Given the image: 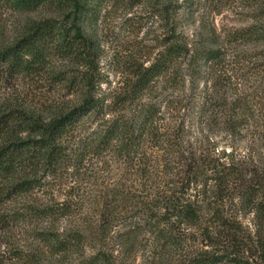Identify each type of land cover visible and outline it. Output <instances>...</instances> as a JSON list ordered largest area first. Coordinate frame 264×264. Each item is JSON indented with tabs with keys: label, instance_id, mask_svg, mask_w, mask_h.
Here are the masks:
<instances>
[{
	"label": "trees",
	"instance_id": "trees-1",
	"mask_svg": "<svg viewBox=\"0 0 264 264\" xmlns=\"http://www.w3.org/2000/svg\"><path fill=\"white\" fill-rule=\"evenodd\" d=\"M67 1L76 11L89 6V0H0V13L65 8ZM253 7L249 25L224 27L196 40L173 26L167 48L138 74L129 96H115L110 104L95 94L97 81L87 73L61 79L81 97L53 104L48 116L0 109V183L7 186L0 190V203L32 193L45 174L61 178L73 168L72 177L84 179L94 174V165L118 161L131 172V184L127 179L107 185L100 195L80 200L83 208L73 197L30 207L45 221L41 236L55 256H85L91 247L95 253L88 263L123 264L110 251L122 247L115 237L130 240L146 231L155 257L200 232L207 245L194 264H264V169H254V179L248 180L243 164L231 163L216 169L213 187L206 182L199 190V166L189 156L195 151L186 136L188 107L183 106L193 103L205 80L201 129L249 139L264 149V0H254ZM72 36L84 38L75 19L69 26L55 20L35 23L11 44H0V77L47 71L56 55L75 57L79 45ZM249 73L260 82V95L245 85ZM161 79L171 90L165 110L159 97L147 96ZM188 84L192 93L184 98ZM74 188L84 190L82 184ZM126 191H156L142 202L139 223L125 222L115 204L129 195ZM249 213H254V233L241 221Z\"/></svg>",
	"mask_w": 264,
	"mask_h": 264
},
{
	"label": "rangeland",
	"instance_id": "rangeland-1",
	"mask_svg": "<svg viewBox=\"0 0 264 264\" xmlns=\"http://www.w3.org/2000/svg\"><path fill=\"white\" fill-rule=\"evenodd\" d=\"M65 8L48 6L33 12H19L12 9L0 13V44L8 45L22 37L35 23L46 20L59 21L69 26L74 19L82 28V35L72 36L71 40L79 45L76 56L50 58L49 69L27 75H2L0 77V109L14 108L35 110L48 116L49 108L64 99H80V93H73L63 77H82L92 73L97 81L95 94L110 104L115 96H129L138 74L152 66L159 54L168 46V37L173 26L191 39H198L203 33H211L224 27L239 28L249 25L254 0H89L86 9L74 8L72 2ZM61 73V76L57 75ZM244 78L245 85L252 95L261 94L260 82H256L252 73ZM248 79V84L246 82ZM158 87L147 94L159 97L164 109L171 90L161 79ZM249 86V87H248ZM189 84L181 96L190 95ZM246 88V87H245ZM205 80L200 81L197 98L188 107L187 141L197 161L199 190L208 182L213 187L211 177L216 169L222 171L231 163H242L248 180H253V170L264 169V149L249 139H235L230 134L210 130L203 131L200 126L203 90ZM185 112L183 110L182 114ZM181 114V115H182ZM165 118L168 115L164 114ZM24 137L26 134L23 135ZM188 146V144H187ZM72 149V148H71ZM64 172L61 178L50 174L42 176V184L32 193L5 200L0 203V264H90L89 259L95 251L88 248L85 256H75L68 260L60 259L54 252L47 250L42 231L46 229L43 218L31 212V206L53 205L67 199H77L79 207L84 197L100 195L107 185L133 180L131 172L125 173L118 161L104 166L94 165L91 177H72ZM84 180V181H83ZM132 180L128 183H132ZM172 181V180H171ZM169 180V184L171 182ZM83 185L84 190L74 188ZM7 186L0 183V190ZM129 195L119 197L116 205L123 211L125 222L139 223L141 208L145 198L156 191H126ZM90 200V199H89ZM80 201V202H79ZM241 221L246 229L256 231L254 213L242 215ZM119 230L117 228L114 233ZM182 239L176 247L150 255L153 240L146 231L137 238H116L114 257L123 264H194L193 259L206 248L207 242L192 233ZM117 242V243H116ZM124 243V244H123Z\"/></svg>",
	"mask_w": 264,
	"mask_h": 264
}]
</instances>
